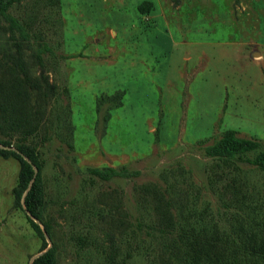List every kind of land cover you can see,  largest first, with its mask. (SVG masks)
Returning a JSON list of instances; mask_svg holds the SVG:
<instances>
[{"label": "rangeland", "instance_id": "374dc122", "mask_svg": "<svg viewBox=\"0 0 264 264\" xmlns=\"http://www.w3.org/2000/svg\"><path fill=\"white\" fill-rule=\"evenodd\" d=\"M53 1L8 8L27 23L26 39L1 29L0 16V57L21 42L27 71L55 86L49 93L42 85L44 112L25 141L42 161L43 218L56 264H104L113 245L116 258L128 253V264H172L136 228L158 219L157 197L174 218L182 213L206 229L215 223L235 239L260 235L263 172L210 157L203 146L225 128L264 142V0H148L147 12L137 8L142 0ZM139 38V46L131 42ZM42 43L51 52H40V69L34 53ZM97 47L101 60L90 56ZM255 47L260 58L249 53ZM115 91L121 102L102 121L95 99ZM8 133L12 143L21 134ZM104 165L139 173L103 180L86 171ZM16 171V160L0 155V264H28L40 244L12 203Z\"/></svg>", "mask_w": 264, "mask_h": 264}, {"label": "trees", "instance_id": "16d2710c", "mask_svg": "<svg viewBox=\"0 0 264 264\" xmlns=\"http://www.w3.org/2000/svg\"><path fill=\"white\" fill-rule=\"evenodd\" d=\"M19 1L0 0V16L6 20V25L1 29L9 32L10 36L13 34V29H17L20 38L26 39L28 32L25 24L27 23L8 11L13 3ZM150 4V1L142 0L137 8L140 12H145ZM21 45V42L13 41L15 50L11 51L9 46H5L2 48L3 54L0 57V60H5L3 63L0 62V143L15 147V149L0 147V155L11 157L17 162L15 181L11 187L12 203L23 212L29 227L40 239L37 249L40 251L47 245L43 231L51 238L53 230L43 218L45 206L41 177L42 161L34 145L27 143L25 139L30 133L36 131L44 112L43 96L46 95V91H43L42 85L49 93L55 86L42 72L39 73V77H35L27 71L21 59ZM43 50L51 52L50 47L42 43V46L34 53L40 69L43 67L40 52ZM121 94V91H115L110 95L100 94L96 97L95 110L99 112L102 121L108 118L107 109L110 106L120 104ZM10 130L21 132L13 143L8 136ZM251 150H256L252 156L241 157V154ZM203 151L206 155L223 162L233 158L240 159L254 165L264 174V142L251 137L238 136L234 129H223L210 143L203 146ZM22 155H26L35 165L37 168L35 174L31 164ZM86 171L103 180L113 176H135L139 173L137 169L128 170L124 166L111 165L88 166ZM149 189L151 190V187ZM157 201L161 210L158 219L148 223L137 221L136 228L143 236L150 240L155 239L162 251L160 255L172 264H264V226L260 235L251 232L244 238L235 239L233 234L227 231L219 234L215 223L211 228L206 229L196 218L185 220L182 213L180 217L174 218L169 210L168 201H162L159 197ZM33 218H36L38 222ZM121 220L119 219V222ZM117 254L118 251L113 245L106 254L104 264H128L125 258L129 256L128 253L120 258H116ZM29 264H56V244L51 241L50 246L33 257Z\"/></svg>", "mask_w": 264, "mask_h": 264}, {"label": "crops", "instance_id": "0c3cea01", "mask_svg": "<svg viewBox=\"0 0 264 264\" xmlns=\"http://www.w3.org/2000/svg\"><path fill=\"white\" fill-rule=\"evenodd\" d=\"M150 10V6L147 8V10L145 11V12H147V11H149ZM138 22V21H137ZM136 25V23L133 21L132 22V25L131 26H135ZM107 29V28H106ZM107 31L111 34V35H113V34H115V30H113V29H111V28H108L107 29ZM96 40L98 41V38H96ZM144 41L143 42H146V45L148 46V49L151 47V39L150 38H144L143 39ZM131 42L132 43H136L138 46H139V44H141L142 43V39L141 38H139V39H133V40H131ZM244 44V43H243ZM152 45L154 46L155 45V40L152 42ZM137 46V47H138ZM108 48V47H107ZM256 48V47H255ZM105 49H106V47H105ZM106 50H108V49H106ZM127 51V50H126ZM125 52V51H124ZM152 53V52H151ZM185 53H188V56H189V58L191 57V55H192V52H190V51H187V50H185V48H184V54ZM241 53L243 54V55H245V53H243V51L241 50ZM251 55H253V54H255V55H257V58H260L261 57V51H259V49L258 48H256V49H250V52H249ZM77 55H79V56H81L82 55V53L81 52H78V54ZM77 55H75V56H77ZM91 57H94L96 60H101L103 57H105L104 56V53L102 52V53H100L99 52V48L97 47V48H95V50H94V52H93V54L92 55H90ZM197 58L199 57V56H196ZM138 60L140 61H142L144 64H145V66H146V68L147 69H149V67H148V65L146 64L147 62H145L147 59L146 58H144V55H141V57H139L138 58ZM145 68V67H144ZM126 89V88H125Z\"/></svg>", "mask_w": 264, "mask_h": 264}, {"label": "water", "instance_id": "95a60500", "mask_svg": "<svg viewBox=\"0 0 264 264\" xmlns=\"http://www.w3.org/2000/svg\"><path fill=\"white\" fill-rule=\"evenodd\" d=\"M0 147H5V148H12V149H15V147L12 146L11 144H9V145H5V144H1V143H0ZM22 157H23L24 159H26V160L31 164L32 169H33V174H35L36 171H37V168L35 167V165L31 162V160H30L26 155H22ZM25 191H26V190H24V192H25ZM23 194H24V193H23ZM21 201H22V198H21ZM33 219H34L35 221L38 222V220H37L36 218H33ZM41 228H42V226H41ZM42 230H43V228H42ZM43 235H44V238H45V240H46V242H47V245H46L42 250L37 251V252H35L34 254H32V255L30 256L29 260H28V264L31 262V260H32L33 257H35V256L38 255L40 252L44 251L48 246H50V244H51V240H50L48 234L45 233V232L43 231Z\"/></svg>", "mask_w": 264, "mask_h": 264}]
</instances>
